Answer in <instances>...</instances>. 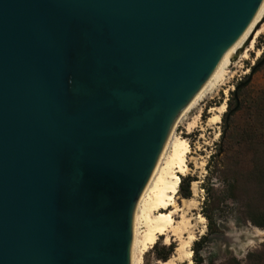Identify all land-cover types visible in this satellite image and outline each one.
Returning a JSON list of instances; mask_svg holds the SVG:
<instances>
[{
	"label": "water",
	"instance_id": "95a60500",
	"mask_svg": "<svg viewBox=\"0 0 264 264\" xmlns=\"http://www.w3.org/2000/svg\"><path fill=\"white\" fill-rule=\"evenodd\" d=\"M262 1L0 0V264H130L176 119Z\"/></svg>",
	"mask_w": 264,
	"mask_h": 264
},
{
	"label": "rangeland",
	"instance_id": "374dc122",
	"mask_svg": "<svg viewBox=\"0 0 264 264\" xmlns=\"http://www.w3.org/2000/svg\"><path fill=\"white\" fill-rule=\"evenodd\" d=\"M259 48L264 49V32L256 40L255 50ZM255 50L250 52L247 60L240 59L233 65L230 68L231 72L227 80L220 86V89L212 97H208L202 102L195 111L188 115L189 118L176 127L177 133L183 134V136L188 138L191 147V152L187 158L189 170H187L188 173L185 176L190 175L192 177L191 187H193L194 182L197 183V195L194 196L192 194V196L196 198L198 203L194 208L189 209L187 216L192 218L195 225V235L198 237L196 240L209 231L208 220L202 211L206 198V190L203 189L202 185L208 183L211 175L208 166L210 165L209 161L212 155L218 154L211 162L213 169L219 159L227 166L239 167L240 169H249L253 165V150L243 135V129L246 125V111L239 110L232 116L231 133L223 139L221 133L225 128L226 121L223 116L229 109V102H231L230 106H233L235 103L233 94L235 87L246 81L252 71V67L259 58ZM247 69L250 70L246 73ZM262 89H264V64L255 70L251 80L241 87L240 96L241 98L254 97ZM223 103H226V109L224 113L220 114L221 119L218 122L212 121L211 118L219 113L211 111V108ZM195 116H197L196 119ZM194 120H196V127L192 133H188L187 126ZM221 145L225 147L224 153H219ZM231 177L229 173L227 175L219 173L214 177L216 183L215 194L222 199L218 208L215 207V218L219 231L210 235L202 244L198 255V258L202 259V264H227L228 260L232 258H236L241 264H255L254 260L249 258L250 253L264 250V227L253 224L245 217V191L242 188H239L236 192H232L233 190L227 191V184L224 181L230 180ZM231 192L235 198H225ZM178 197L179 202L182 204V198L184 197L180 192L178 193ZM178 216L176 215V218L181 219V213ZM201 228L203 231L200 230ZM178 237L171 235V241H175L177 246L170 258H174L178 254L177 247L181 243V238ZM169 244H166L164 236H161L158 239L157 250L163 245L168 246ZM193 244L191 248H193ZM194 256L193 252L190 260L192 261L191 264H194ZM158 261L162 260L157 257L156 248L153 246L144 255L143 262L144 264H157ZM190 261L185 260L182 262L176 259L175 264H190Z\"/></svg>",
	"mask_w": 264,
	"mask_h": 264
},
{
	"label": "bare ground",
	"instance_id": "6f19581e",
	"mask_svg": "<svg viewBox=\"0 0 264 264\" xmlns=\"http://www.w3.org/2000/svg\"><path fill=\"white\" fill-rule=\"evenodd\" d=\"M263 18L264 0L244 32L225 52L213 72L176 119L160 153L156 166L136 205L130 264H144V255L152 249L158 242V239L164 236L165 243L169 244L171 235H176L181 238V243L177 247L178 254H176L174 258L158 261L157 264H175L176 259L182 262L191 260L193 253V248L191 247L198 237L195 235V225L192 218L187 216V213L189 209L194 208L198 203L194 197L197 195L198 188L197 183L194 182L192 187L194 196L182 198V204L179 202V185L181 176L186 175V173H188L187 170H189L187 158L188 154L191 152V147L188 138L183 136V134L177 133L176 127L189 118L188 115L195 111L202 102L208 97H212V95L220 89V86L227 80L231 72L230 68L233 65L240 59L247 60L250 52L255 50L256 40L264 32V23H262L257 30L256 26L261 23ZM250 37L252 39L247 43ZM255 51L257 52V57H260L264 49L259 48ZM248 70L250 69H247L245 72L247 73ZM225 109L226 103L213 106L211 111H217L219 114L212 117L211 120L218 122L221 119L220 114L224 113ZM196 117L197 116H195V119ZM195 127L196 120L188 124L187 132L192 133ZM179 213H181V219L176 218V215L178 216ZM200 230H202V228ZM191 262L192 261L189 263L191 264Z\"/></svg>",
	"mask_w": 264,
	"mask_h": 264
},
{
	"label": "trees",
	"instance_id": "16d2710c",
	"mask_svg": "<svg viewBox=\"0 0 264 264\" xmlns=\"http://www.w3.org/2000/svg\"><path fill=\"white\" fill-rule=\"evenodd\" d=\"M264 59V52L257 59L256 64ZM264 62L262 63V65ZM261 65L257 66V70ZM254 67V66H253ZM252 67V68H253ZM240 89L234 94L235 103L233 106L229 102V109L223 116L226 124L224 131L221 133L222 139L231 133V118L239 110L246 111V125L243 129V135L246 137V141L253 150V165L249 169H240L239 167H231L222 163L221 159L217 161L214 166L211 165L213 158L218 154H213L209 161V170L211 175L208 179V183H204L203 189L206 190V198L204 201V207L202 208L203 214L208 220L209 231L203 235L200 239L196 240L193 244L194 252V264H202V259L198 258L202 244L213 233L218 232V226L215 218V207L218 208L222 199L215 194V180L214 177L219 173L224 175L229 173L232 177L230 180L224 181L227 184V191H238L239 188L245 191L244 213L245 217L253 224L264 227V89L260 90L254 97L241 98ZM225 140V139H224ZM223 140V141H224ZM225 147L221 145L220 152L224 153ZM193 179L190 175L181 176V182L179 185L180 194L189 198L192 197V183ZM227 195L225 198L234 199V194ZM158 243V242H157ZM157 243L154 245L157 251V257L161 260H168L176 249L175 241H171L170 244L163 245L157 250ZM249 258L254 260L255 264H264V250L257 253H250ZM252 262V263H253ZM227 264H241L236 258L228 260Z\"/></svg>",
	"mask_w": 264,
	"mask_h": 264
}]
</instances>
